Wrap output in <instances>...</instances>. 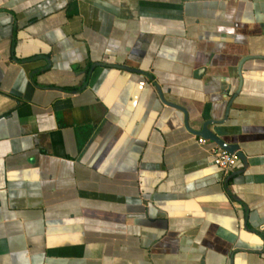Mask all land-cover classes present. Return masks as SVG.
<instances>
[{
  "label": "crops",
  "instance_id": "crops-1",
  "mask_svg": "<svg viewBox=\"0 0 264 264\" xmlns=\"http://www.w3.org/2000/svg\"><path fill=\"white\" fill-rule=\"evenodd\" d=\"M0 264H264V0H0Z\"/></svg>",
  "mask_w": 264,
  "mask_h": 264
},
{
  "label": "water",
  "instance_id": "water-1",
  "mask_svg": "<svg viewBox=\"0 0 264 264\" xmlns=\"http://www.w3.org/2000/svg\"><path fill=\"white\" fill-rule=\"evenodd\" d=\"M204 72V68L203 69H200L197 71V73H195L196 76H200L201 73ZM231 106V103L229 102V105L227 107V115H228V112H229V108ZM204 120L203 124H202V128L201 130L198 132V135L199 136H202L204 137L206 140H209L213 143H215L216 145L220 146L221 148L229 151L230 153H233V154H236L239 159L241 160H245V156L243 155V153H241L239 151V147L237 145H229L227 144L222 138H220L216 133L212 132L210 130V127L211 126H214V125H222L224 121L222 120H218V119H215V118H202Z\"/></svg>",
  "mask_w": 264,
  "mask_h": 264
},
{
  "label": "built area",
  "instance_id": "built-area-1",
  "mask_svg": "<svg viewBox=\"0 0 264 264\" xmlns=\"http://www.w3.org/2000/svg\"><path fill=\"white\" fill-rule=\"evenodd\" d=\"M200 144H206L207 140L204 138L199 139ZM213 164L224 171H231L239 161V157L236 154L230 153L229 151L216 146L212 150Z\"/></svg>",
  "mask_w": 264,
  "mask_h": 264
}]
</instances>
